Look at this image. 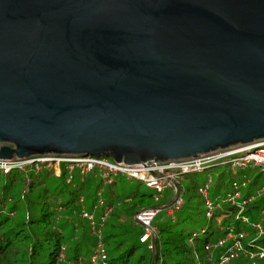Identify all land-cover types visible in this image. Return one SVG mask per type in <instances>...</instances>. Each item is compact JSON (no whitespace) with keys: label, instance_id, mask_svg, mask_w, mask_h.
Segmentation results:
<instances>
[{"label":"water","instance_id":"1","mask_svg":"<svg viewBox=\"0 0 264 264\" xmlns=\"http://www.w3.org/2000/svg\"><path fill=\"white\" fill-rule=\"evenodd\" d=\"M259 140L264 0H0L1 160L143 165Z\"/></svg>","mask_w":264,"mask_h":264},{"label":"trees","instance_id":"2","mask_svg":"<svg viewBox=\"0 0 264 264\" xmlns=\"http://www.w3.org/2000/svg\"><path fill=\"white\" fill-rule=\"evenodd\" d=\"M257 169L251 175L245 170L232 175L226 184L225 173H219L211 194L209 188V195L220 207L211 217L203 210L204 222L200 224L199 213L194 212L197 208L194 201L202 199L198 188L210 178L198 184L195 180L187 196L186 188L179 182V192L183 189L182 205L172 214L167 212L170 208L167 204L174 195L159 201L158 194L138 187L128 193L118 191L115 180L103 186L104 206L96 217L98 220L108 210L103 225H97L101 229L107 262L264 264V257L255 255L258 247H264V232L257 236L248 223L241 221L246 216L250 221H259L264 231V172ZM243 179L249 182L241 189L242 197L233 203L226 202L225 194L232 183ZM100 186V181L90 173L83 179L75 173L71 182L66 181L64 173L57 177L51 170L26 174L13 170L7 175L0 174V264H91L90 256L97 238L89 222L82 218V210L92 211ZM87 189L93 198L91 210L84 208ZM251 196L255 199L248 202ZM151 207L164 208L168 219L161 221L156 216L152 222L155 235L141 241L143 226L134 215L140 209ZM195 225L200 226L195 228ZM230 229L236 238H231L223 247L216 246L217 240L225 237ZM241 231L245 236L240 238L237 234ZM235 241L241 243L242 250L229 261H223L227 248Z\"/></svg>","mask_w":264,"mask_h":264},{"label":"built area","instance_id":"3","mask_svg":"<svg viewBox=\"0 0 264 264\" xmlns=\"http://www.w3.org/2000/svg\"><path fill=\"white\" fill-rule=\"evenodd\" d=\"M215 166H228L233 169L246 170L248 167H257L264 172V140L255 141L249 144H241L226 149H219L214 152L200 154L196 157L186 159L170 160L166 162L147 161L143 165L125 164L123 162H115L110 158L99 156H79V155H35L25 159H0V174L7 175L13 170L24 172L25 174L34 171L41 172L43 170H51L54 176L59 177L64 173L67 182H71L75 173H78L80 179L87 174H93L101 183L97 190V198L93 205V210L87 212L82 210V216L89 222L91 232L96 236V244L90 256L91 264H109L107 255L102 241L101 229L97 225L102 226L104 215L108 210L100 215L98 220L96 211L104 206L103 186L112 184L116 177L124 176L129 180H137L144 183L145 186L152 189L156 194L160 195L167 188L173 189V195L176 193L173 203L170 205L168 213L172 214L182 205V193L178 190V184L185 174L191 172H203L204 170ZM211 179V178H210ZM208 179L202 186H199L198 192L202 196L205 215L211 217L213 213L219 209L220 203L210 198L209 188L211 180ZM249 179H243L241 182H233L231 189L225 194L226 202H235L242 197L241 189L245 188ZM174 183L177 187H174ZM255 196L247 199L248 202L254 200ZM80 201L83 200L81 196ZM160 207H151L140 209L135 215L142 226L144 233L140 240L146 241L155 235V229L152 222L159 212ZM220 220V219H218ZM242 223L248 225L255 231L257 236L263 234V226L259 221H250L246 216L242 218ZM219 222V221H218ZM240 238L245 236L241 231L237 234ZM231 238H236V234L229 233L217 240L216 246L223 247ZM242 250L239 241H235L227 248V252L223 257V261H229L234 258L238 252ZM259 258L264 257V247H258L256 254Z\"/></svg>","mask_w":264,"mask_h":264},{"label":"rangeland","instance_id":"4","mask_svg":"<svg viewBox=\"0 0 264 264\" xmlns=\"http://www.w3.org/2000/svg\"><path fill=\"white\" fill-rule=\"evenodd\" d=\"M257 168H248L245 171H249V175L253 174L254 171H257ZM244 170H239V169H233V168H229L228 166H215V167H211L209 169L204 170L203 172H199V173H189L185 176H183L182 180L180 181V183L186 188V196L187 194H189V190L188 188L192 185H194V181L196 180V184L198 183H202L205 182V180H207L208 178H211V183H210V194H211V189L213 188V186L216 184L217 182V177L218 174L221 172L225 173V180L224 183L226 184L227 182L230 181V178L232 177V175H239V173L241 172H245ZM263 179H264V173H263ZM116 181V188L118 189V191H121L123 193H128L130 190H133L134 188L138 187L140 190L142 191H147V192H153L154 191L148 187H146L144 185V183L139 182L137 180H129L124 176H118L115 178ZM221 191H224V188H221ZM91 192H89V190L87 189L86 191H84V196L86 198L85 201V207L87 210H91V204L93 201L92 196L90 195ZM90 195V196H89ZM87 196H89V198H87ZM164 196V197H163ZM169 196H173V189L172 188H167L164 190V192L162 194L159 195V201H162V199H164L165 197H169ZM94 203V202H93ZM194 203L196 204L197 208L194 209L195 213H199L200 219H199V224L201 221L204 222V217H203V210H204V204L202 203V199H195ZM158 206H162V205H158ZM161 208V207H160ZM93 210V209H92ZM99 211H96V214H98ZM179 215V214H178ZM158 218L161 221L167 220L168 216H166V210L164 208H161L159 210V212L157 213ZM82 218L85 219V217L82 216ZM220 223L217 222V225H219ZM200 225H195V228L199 227ZM105 247V246H104ZM106 251V250H105Z\"/></svg>","mask_w":264,"mask_h":264},{"label":"crops","instance_id":"5","mask_svg":"<svg viewBox=\"0 0 264 264\" xmlns=\"http://www.w3.org/2000/svg\"><path fill=\"white\" fill-rule=\"evenodd\" d=\"M96 179H98V178H96Z\"/></svg>","mask_w":264,"mask_h":264}]
</instances>
